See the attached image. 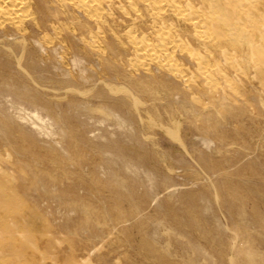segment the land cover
<instances>
[{"label": "rangeland", "instance_id": "1", "mask_svg": "<svg viewBox=\"0 0 264 264\" xmlns=\"http://www.w3.org/2000/svg\"><path fill=\"white\" fill-rule=\"evenodd\" d=\"M250 1L251 44L202 15L224 0H37L26 32L0 28V264H264Z\"/></svg>", "mask_w": 264, "mask_h": 264}, {"label": "bare ground", "instance_id": "2", "mask_svg": "<svg viewBox=\"0 0 264 264\" xmlns=\"http://www.w3.org/2000/svg\"><path fill=\"white\" fill-rule=\"evenodd\" d=\"M36 1L37 0H35V1L34 0H0V28H4L5 29V28H8L7 26H9V27L13 28L14 30H16L18 32H26V30H28V25L30 23L36 21L35 12H34V8H36V6H37ZM224 1L226 2V8H220L218 6L210 4V7H211L209 9L210 11H206L205 14L204 13L203 14L200 13V14L205 15V17H208L210 19H214V20L219 21L223 25V28L224 27L226 28V31H224V33H223L224 35L222 34V39L223 40H226V41H228L229 43H232V44H234V43L241 44V42H243V41H247L248 43L251 42L252 41L251 38L253 36H255V35H258V28H257L256 24H254V22L251 21V19L248 18V16H249L248 15V10H247V8H244V6H246L244 4H246V3H247V6L249 8L248 3H251V1L250 0H224ZM77 2L79 4V7H81L85 12H91V10L98 8L96 0H77ZM163 4L164 3H162L160 5H163ZM164 7H165V5H164ZM171 7H172L171 9H173L174 11H177L179 13V15H184V13H181L179 11V9H178V7H177V5L175 3L172 2ZM161 10H162V8H161ZM186 19L193 24V27L196 28V32H198V33H202L203 32L201 30L202 20L203 19H197L195 17H190V15H189V17L187 16ZM248 19H249L250 22L248 21ZM95 21H96V19H95ZM255 22H257V21H255ZM259 35H262V34L260 33ZM164 37H166V36H164ZM203 37H205V36H203ZM257 37H259V36H257ZM161 38H162V36H161ZM262 38H264V37H262ZM259 39L260 38H258V40ZM206 40H207V38H206ZM138 43H140V44H138L137 49L139 50V53L143 57L149 58V60H150V58H154L156 60H159L160 56L158 57V55L155 54V52L152 51L153 49L151 50L148 47L147 44L141 43L139 41H138ZM249 44H251V43H249ZM254 52H255V50H254ZM246 56H247V54H246ZM226 60L230 63V65H234L237 62L238 59L235 60L233 58V60H232V58H230L228 56V57H226ZM254 61H257V60H254ZM159 63H161V61ZM9 192L10 191H9L8 186H6L5 182H3V179L0 178V210L9 208V206H10V203H8V202H10V196L8 195ZM0 221H1L0 222V230L1 231H3V229L6 230L7 228H8V230L10 229V227H7V225H5V223H6L5 221H3L1 219H0ZM1 234H2V232H1ZM3 234H5V233H3ZM10 247H12V246H10ZM0 257H1V255H0Z\"/></svg>", "mask_w": 264, "mask_h": 264}]
</instances>
